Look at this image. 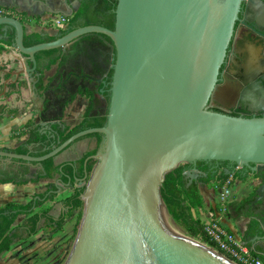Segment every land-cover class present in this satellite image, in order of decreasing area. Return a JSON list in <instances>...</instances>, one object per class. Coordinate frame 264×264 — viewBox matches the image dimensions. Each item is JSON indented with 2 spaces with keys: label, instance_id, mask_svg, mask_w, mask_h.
Segmentation results:
<instances>
[{
  "label": "water",
  "instance_id": "obj_1",
  "mask_svg": "<svg viewBox=\"0 0 264 264\" xmlns=\"http://www.w3.org/2000/svg\"><path fill=\"white\" fill-rule=\"evenodd\" d=\"M241 3L118 0L114 30L81 27L33 47L24 44L27 30L20 19L0 16V28H11L15 34L12 46L24 59L17 76L29 80L38 120L58 126L76 102H92L80 70L66 76L57 73L68 49L92 34L113 44L111 96L103 127L80 131L41 157L0 150V161L42 167L78 140L103 135L98 153L84 165L96 161L83 180L87 181L81 196L83 219L66 264H233L194 238L179 235L168 217L161 187L166 175L181 164L199 162L231 163L264 179V88L256 84L259 95L249 92L244 99L260 117L229 116L209 108ZM63 5L65 10L49 11L70 18L72 12L66 9L71 10V3L64 0ZM54 50H61V55L40 72L37 54ZM184 176L188 186L207 177L196 168ZM56 186L58 195L60 180ZM259 192L264 194V184ZM253 238L264 242V237ZM257 247L264 253L263 245Z\"/></svg>",
  "mask_w": 264,
  "mask_h": 264
},
{
  "label": "trees",
  "instance_id": "obj_2",
  "mask_svg": "<svg viewBox=\"0 0 264 264\" xmlns=\"http://www.w3.org/2000/svg\"><path fill=\"white\" fill-rule=\"evenodd\" d=\"M99 3H102L100 14H106L107 12H111L110 20L106 23H99L96 19L93 18L92 15H86L85 10H87L88 6L82 7L77 14L69 19V29L60 31V36H48L41 35L38 33H33L31 35L25 36L24 44L26 47H33L42 43H49L57 40L58 38L68 34L79 27H86L91 25H97L101 27H105L107 29H114L115 26V11L118 0H97ZM2 9V8H1ZM5 11L14 12L15 8H3ZM15 16V15H13ZM88 18V21L85 23L80 22V19L83 17ZM20 21L25 25L28 19H23L21 17L16 16ZM15 39V34L13 32L10 35L9 39L6 42H2L6 45H13ZM4 51V48L0 46V53ZM57 50L41 52L37 54V60L40 62L42 59L49 58L51 59V63L53 64L56 59ZM16 67L20 64L17 62L13 63ZM6 67H0V72H4ZM12 70L8 72L6 79H10V75L12 74ZM8 92L6 96H10L12 93H20L22 88H27V85L23 81H17L15 83L8 84ZM106 119L100 118L93 121H90L86 118L85 121L73 126V127H64V126H56L54 130V139L50 143V145L46 148L45 151L40 152L38 154H31L27 148H17L15 150H6L9 152H13L19 155H28L35 157H41L48 154L53 147L59 146L61 143L69 139L72 135L87 129L92 128H101L105 125ZM34 125V121H29L25 126V130H21L19 133H15L13 137L22 136L29 133V128ZM29 142L39 141V137L33 132H30ZM88 137H94L99 142V147L89 153L80 163H78V167L76 168L73 163H65L60 167H56L53 159L45 160L42 163V167L44 169V176H39L36 180L28 181L27 176L30 174L31 165H28L24 161L14 160L11 165L17 167V171L15 173L1 174L0 184H8L13 183L18 187H23L27 185L29 182L37 183L43 179L52 180L55 178L56 174L60 175V185L66 187L70 184V188H73V193L67 197L62 203L65 207L66 213L59 217L58 220H55L50 215V209L42 210L39 213H35V209L41 208L47 202H53L57 197L56 191L57 186L54 183H48L46 185V190L40 195L34 196L28 203L26 204H7L0 208V259L6 253H8L13 245L21 240L20 234L18 231L20 230L15 226L19 216H26V221L24 223V232L27 236L35 235L39 229L42 227H53L54 231H62L65 225V217L72 219L75 217V221L72 227V235L71 241L74 242L78 231L80 229L82 219H83V210H84V202L81 198L82 194L85 192L87 181H83L85 176L91 175L93 169L95 167L96 161L89 160L87 162L85 168V162L90 157L96 155L98 153V149L103 141V135L101 134H93ZM214 162H199L198 170L207 173V177L203 180L207 183H213V187L216 191L224 186L229 175H227L224 171H222L219 175H212L209 172V164ZM192 167L191 165L185 164L183 166H179L174 171L168 173L165 177V181L161 187V196L165 203L166 209L175 223L176 226L185 230L190 236L201 240L203 243H206L211 248L217 250L220 254L221 251L218 250L216 245L212 243L207 234L204 231V222L199 218H196L194 212L203 207V198L200 194V190L197 185H187V180L184 176V173L187 169ZM61 169V171H60ZM87 178V180H88ZM83 181L80 183L79 181ZM248 238V237H246ZM223 255V254H222ZM252 256L260 259L264 263V257L252 252Z\"/></svg>",
  "mask_w": 264,
  "mask_h": 264
},
{
  "label": "flooded vegetation",
  "instance_id": "obj_3",
  "mask_svg": "<svg viewBox=\"0 0 264 264\" xmlns=\"http://www.w3.org/2000/svg\"><path fill=\"white\" fill-rule=\"evenodd\" d=\"M68 1L71 3V10L68 8L66 10L69 13L72 12L71 17L77 14L82 7L88 6L85 10L86 15H92L97 22L106 23L110 20L111 12L100 14L103 2L99 3L97 0ZM74 2L78 4L76 8L72 5ZM113 12L115 13V11ZM66 18L68 19V17ZM87 21V16L80 19L82 23ZM67 29H69V19L62 27V30ZM55 31L54 36H60L61 29ZM112 50L113 44L109 38L95 34L84 36L71 45L68 49L67 60H64L57 69L60 76H66L72 70H80L87 78L86 83L90 90L87 93L91 96L92 102H85L78 124L85 121L86 118L93 122L105 118L106 101H109L111 96L109 91L114 64ZM59 55H61V50H58L56 57ZM44 60L48 67L51 59L45 58ZM102 82H106V86H103ZM256 84L264 88V0H242L233 36L220 69L217 91L210 104V110L235 117H260L261 114L251 110L250 104L244 100L249 92L259 95V88L255 86ZM69 89L72 92L75 91V87L72 85L69 86ZM101 91L103 94H100ZM83 102L78 101L75 104ZM195 168L198 169V163L189 169L192 171ZM222 171L226 174H242L246 177L244 183L246 182L248 185V193L245 200L250 202L248 213L252 217L247 225V230L252 232L249 235L250 238L264 237V194L259 192V188L264 184V179L250 176L247 169H239L231 163L214 162L209 164V172L212 175H219ZM204 174L207 175V173ZM258 199L259 201L255 202ZM250 251L264 257V253L259 247L252 246Z\"/></svg>",
  "mask_w": 264,
  "mask_h": 264
},
{
  "label": "crops",
  "instance_id": "obj_4",
  "mask_svg": "<svg viewBox=\"0 0 264 264\" xmlns=\"http://www.w3.org/2000/svg\"><path fill=\"white\" fill-rule=\"evenodd\" d=\"M54 0L50 7L46 4L45 0H0V8H16L17 3H21L22 6L27 7L25 11H28L32 7L37 5H45L49 10L53 9L55 6L56 10H65L63 7H57L59 4ZM45 2V4H42ZM14 6V7H12ZM30 16V15H29ZM16 17V16H15ZM33 17V16H32ZM35 21V22H34ZM38 23V22H37ZM27 35L33 33H38L41 35L54 36L56 31L53 33L44 27L36 25V20H32L30 24H25ZM13 34V30L8 27L0 28V46L4 48V51L0 53V67H6L4 72H0V150H15L17 148H27L29 153L38 154L46 150L50 143L54 139V130L57 124L51 122H45L43 120H38L39 111H37L36 101L33 100V92L31 90V85L27 76H17V73L24 68V59L21 57L14 47L11 45H6L2 42H6L10 35ZM17 62L20 64L16 67L13 63ZM47 63L44 59L39 62L40 72L47 69ZM12 70L10 79H6L8 72ZM35 77V76H34ZM23 81L26 83L27 88H22L20 93H12L10 96H6L8 92V84L15 83L17 81ZM85 102L73 105L69 111L64 115L62 123L64 127L69 126V122L74 121L75 125L78 124L80 118V113L85 107ZM29 121H34V125L29 128L30 132L36 134L39 137V141L29 142L30 132L22 135L16 136L15 133H19L21 130H25V126ZM99 147V142L94 137H85L77 142H75L66 151L61 153L54 160L56 167H60L65 163H73L75 167H78L80 163L89 153L95 151ZM99 151V149H98ZM240 169V167H237ZM190 169H187L188 171ZM17 167L11 165V163H5L0 161V178L1 174L15 173ZM250 176L252 173L248 170ZM43 167L31 166L30 174L27 176L28 181L36 180L39 176H44ZM229 175L228 181L231 182L230 188L233 197L229 201L226 210L223 211L220 205L219 193L213 187V183H207L203 179L206 177H201L198 180V188L200 194L203 198V207L196 210L194 215L201 221L208 222L211 220H218L229 232H231L236 241L246 246L247 248L254 247L257 245H264V242H257L255 238L246 236V231L248 228V223L252 217H250L248 211L250 209V202L245 200L246 194L248 193V185L245 181L246 177L242 174L239 175ZM60 180V175L56 174L55 178L52 180L43 179L37 183L29 182L23 187H18L13 183L0 184V208L7 204H26L34 196L40 195L46 190V185L48 183L56 184ZM187 182L189 178H186ZM249 181V180H248ZM62 187V192L57 195V197L62 196L65 191H71L73 193V188H68L67 186ZM237 187H240V193L237 194ZM70 196V195H69ZM68 196V197H69ZM56 199V198H55ZM57 205L54 206V209ZM60 207L63 205L60 203ZM47 209L48 205L45 203L43 207L35 209V213H39ZM55 211H50V214L54 217L56 216ZM244 213V214H243ZM27 218L26 216H19L15 226H18L19 220L21 218ZM18 228V227H17ZM248 237V238H246ZM260 249V248H259Z\"/></svg>",
  "mask_w": 264,
  "mask_h": 264
},
{
  "label": "rangeland",
  "instance_id": "obj_5",
  "mask_svg": "<svg viewBox=\"0 0 264 264\" xmlns=\"http://www.w3.org/2000/svg\"><path fill=\"white\" fill-rule=\"evenodd\" d=\"M47 2V5L50 7V4L54 2V0H45ZM59 5L57 7H63L64 0H57L56 1ZM72 5L76 8L77 3L74 2ZM16 10L12 13V15L22 17L23 19H28L26 22L27 24H30L32 20H36L37 26H42L44 28L49 29L52 33L55 30H58L53 26L52 20L59 19L61 15H53L51 11L45 6V5H37L36 7H32L28 11H25L27 7L22 6L21 3H17L15 6ZM1 9V8H0ZM4 10V9H2ZM53 11H56L55 6H53ZM5 11V10H4ZM67 11V10H66ZM7 12V11H6ZM68 13V12H66ZM30 15V16H29ZM33 16V17H32ZM35 22V21H34ZM38 22V23H37ZM75 126V122L71 121L69 122V127ZM185 164H181L180 166H183ZM237 194L240 193L241 188L237 187L236 189ZM71 195V191H65L64 194L60 197H56V199L53 202H47L48 205L47 209H50L51 211H55L56 216H52L56 220L59 219L63 214L66 213L65 208L60 207L59 204L69 196ZM233 197V195H232ZM56 208L54 209V206ZM84 209H85V201H84ZM45 210V208H43ZM84 214V210H83ZM75 217L72 219H69L68 217H65V225L64 229L62 231H54L53 227H42V229H39L38 232L35 235L27 236L24 232V223L26 221V218H21L18 223V228L20 229L18 231V234L21 236V240L17 241L12 249L4 254L2 258L0 259V264H66L71 252L73 250L75 241H71V235H72V227L75 221ZM183 235L194 238L190 236L185 230L179 228ZM195 240L203 243L201 240L194 238ZM209 248H211L206 243H203ZM215 252L219 253L217 250L211 248ZM220 254V253H219ZM222 255V254H221ZM225 259L230 261L233 264H240L233 259L228 258L225 255H222Z\"/></svg>",
  "mask_w": 264,
  "mask_h": 264
},
{
  "label": "built area",
  "instance_id": "obj_6",
  "mask_svg": "<svg viewBox=\"0 0 264 264\" xmlns=\"http://www.w3.org/2000/svg\"><path fill=\"white\" fill-rule=\"evenodd\" d=\"M4 15H12V13L0 9V16ZM59 17L60 18L57 20H52V24L55 28L62 29L68 19L64 16ZM230 184L231 182L227 180L224 186L218 190L220 205L223 211L226 210V207L232 198ZM204 231L209 240L228 258L233 259L240 264H264L260 259L252 256L249 248L239 244L236 241L235 236L223 227L220 221L211 220L205 222Z\"/></svg>",
  "mask_w": 264,
  "mask_h": 264
},
{
  "label": "bare ground",
  "instance_id": "obj_7",
  "mask_svg": "<svg viewBox=\"0 0 264 264\" xmlns=\"http://www.w3.org/2000/svg\"><path fill=\"white\" fill-rule=\"evenodd\" d=\"M164 210V209H163ZM164 212L166 213V211L164 210ZM167 214V213H166ZM168 215V214H167ZM168 217L171 219V217L168 215ZM172 221V220H171ZM173 223V222H172ZM174 224V223H173ZM174 226H175V228H176V230H177V232L179 233V235H183L182 234V232H181V230L179 229V227L178 226H176L175 224H174Z\"/></svg>",
  "mask_w": 264,
  "mask_h": 264
}]
</instances>
